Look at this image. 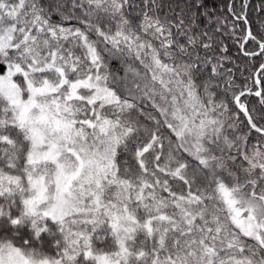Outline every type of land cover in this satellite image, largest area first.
<instances>
[{
	"label": "snow or ice",
	"instance_id": "obj_1",
	"mask_svg": "<svg viewBox=\"0 0 264 264\" xmlns=\"http://www.w3.org/2000/svg\"><path fill=\"white\" fill-rule=\"evenodd\" d=\"M0 264H264V0H0Z\"/></svg>",
	"mask_w": 264,
	"mask_h": 264
}]
</instances>
